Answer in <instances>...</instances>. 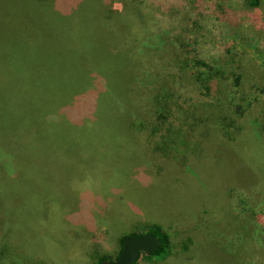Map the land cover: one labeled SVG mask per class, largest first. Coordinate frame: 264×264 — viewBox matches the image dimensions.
Here are the masks:
<instances>
[{
    "label": "rangeland",
    "instance_id": "obj_1",
    "mask_svg": "<svg viewBox=\"0 0 264 264\" xmlns=\"http://www.w3.org/2000/svg\"><path fill=\"white\" fill-rule=\"evenodd\" d=\"M124 3L135 9L129 13ZM142 11L149 23L144 31L127 27ZM224 13L233 15L235 30L220 32L213 24ZM111 18L116 23L109 27ZM95 23L114 29L112 43L110 31L95 36ZM166 25L203 49V63L171 58L158 61L156 69L136 71L129 57L148 50L147 31ZM119 59L129 64L126 74L119 73ZM215 61L264 67V0L255 7L247 0H0V132L9 133L0 140V264L116 258L123 236L152 225L146 215L167 218L177 230L169 235L166 253H142L136 264H243L262 258L264 236L246 232L227 194L233 181L264 193L262 163L254 147L244 146L251 137L242 146L226 136L209 140L219 126L225 135L244 130L240 106L247 104L231 98L230 79L216 75L217 92L207 94L208 101L194 91L203 85L198 73ZM121 90L128 93L107 96ZM254 101L264 107L263 94ZM96 110L101 129L87 124L96 123ZM46 122L51 127L42 131ZM14 126L19 127L12 135ZM92 130L98 137L81 133ZM168 161L182 162L188 173L172 172ZM247 161L254 165L248 168ZM45 165L55 172L40 173ZM182 223L191 228L180 230Z\"/></svg>",
    "mask_w": 264,
    "mask_h": 264
},
{
    "label": "trees",
    "instance_id": "obj_2",
    "mask_svg": "<svg viewBox=\"0 0 264 264\" xmlns=\"http://www.w3.org/2000/svg\"><path fill=\"white\" fill-rule=\"evenodd\" d=\"M260 0H247L248 5L255 7L259 4ZM139 4H143L142 2H139ZM124 9L127 10L129 13L130 11H133L135 8H129V5L127 3L123 4ZM144 8V9H143ZM143 10L146 9V6L143 5ZM146 11H142V14L139 16V13L137 16L134 17L133 20H130L126 23L127 27L132 28V30L134 29H139L138 31H140L141 29L144 31L145 26L149 25V23H147V19L146 16L144 15ZM224 15V16H222ZM225 15H227L226 13L221 14L220 16H217L214 18V22L213 24H217L219 27H221L220 32H224L227 30L233 31L235 30V27L237 26L238 23H234L233 21V15H230V17L225 18ZM116 16V15H115ZM138 17V18H137ZM205 19V18H203ZM217 19H220V21H218ZM114 22L116 23L114 18L110 19V22L108 23L109 27H111L112 25H114ZM140 24L142 26H140ZM214 25V26H215ZM92 29L96 30L97 32H95V36L100 38V33H107L110 31L111 36H110V41L109 44L112 43V41H114L113 34H114V29L113 30H108V28H106L105 25H101L98 23L93 24ZM237 31V30H236ZM149 34H145L144 35V39L149 40V47L148 50H146L143 53L142 51H133V55L129 57V59L131 60L132 63H134L132 65V67L135 68V70L138 72H147L146 70H153L156 69L157 67V62L158 61H171L172 59H176V61L179 60H194L195 62H199L200 64L203 63V59L204 55L201 54V52L203 51V49L201 51H198L196 48H194V44L189 41L188 36L186 34H184L183 32H178L176 31L172 26H165L163 27L161 30L158 29V31L153 32V34H151V30L147 31ZM118 38V37H117ZM137 42V41H136ZM135 43V42H134ZM118 55H120L121 57H124V59H126L129 62V59L127 57V53L125 51H117L116 52ZM104 56H100V60L102 58H104ZM104 63V62H103ZM118 64V65H117ZM119 73L121 72H125L127 71V68L129 67L127 65V63H125L124 61H122L121 59L117 60L116 63ZM101 66L104 67V65L101 63ZM105 68V67H104ZM220 76L223 79H227V80H231V86L232 88L229 91V94L231 95V98H235L238 99L240 101L246 102L247 106L243 107L240 106L241 111L244 113V123H246V127H243L244 130L242 129H238L232 133H228L224 132V129L222 127H217L214 128L213 131L209 134V140L213 139V136H216L214 139L220 138L221 140L224 141V137L226 136L227 141H230L232 143H234V146H242V140H244L246 137H251L250 140L248 142V144L244 145V146H250V147H254L256 149V153L258 155L259 161L258 164L261 162L262 163V167H261V171L262 174L260 175L263 179V184H264V161H262L261 159L264 158V107L262 109H260L258 103H256L254 100L255 98L257 99L258 96L260 94L264 95V67L262 66H258L256 68L254 67H250L248 65V67H246L245 65L242 66H237V67H233L232 65L228 64V62H223V63H217L215 61V63L213 65H208L205 64L204 65V70L200 71L197 75L199 80H203V85L200 89H195L194 91H196L197 95H199L200 99L204 100V101H208L209 97L207 96V94H213L214 91L217 92V88L215 87V83L216 80H213V76ZM211 79V85L210 83H208V81H206L207 79ZM128 84V82H127ZM125 85V83H124ZM103 87L106 89L108 87V85H106V81H104L103 83ZM110 90H114L111 88H108ZM112 92V91H111ZM115 92V91H113ZM116 93V92H115ZM126 93H128V90H121L120 92H117L116 95H111V93H107L108 97H113L114 98H120L121 96L125 95ZM210 95V96H211ZM192 97V96H191ZM102 98V97H101ZM127 101L129 100V98L126 96ZM126 98H124L126 100ZM211 98V97H210ZM119 101L125 103L123 101V99H118ZM103 101V98H102ZM17 102V101H16ZM18 103V102H17ZM118 103V102H115ZM114 103V104H115ZM19 104V103H18ZM120 105V104H119ZM121 109H123L122 111H126L124 105H120ZM25 107V106H24ZM114 109V105L112 106ZM259 107V108H258ZM26 108V107H25ZM11 109H16V111L18 112L17 108H11ZM112 110V108L110 109ZM120 110V109H119ZM221 112L224 113L225 112V104L222 105L221 107ZM115 111H118V109H116ZM15 112V111H13ZM96 115L98 117V111L96 110ZM211 115V114H210ZM46 116V115H44ZM63 119L65 122H69V124L72 126H75V124L71 123L68 119L69 117L66 115H63ZM68 117V118H67ZM47 121V120H46ZM59 121L63 122L61 119H59ZM47 125L44 126L42 129H39V133H41L42 131H47L49 130V128L51 127V124H49L48 122H46ZM88 125H90L92 127V129H101L102 127H104V124L98 119H96V123L91 122L88 119ZM251 125H253L256 128H251L252 132L250 134H245V132H248L250 129H247V127H251ZM19 127V126H17ZM17 127L14 126L13 130L11 131V134L15 131H17ZM259 127H261V129H259ZM52 128H54V130L56 129L57 131L59 130V128H55L52 126ZM85 130H88V127H84ZM67 127L64 128L65 131ZM71 129V128H69ZM254 129V130H253ZM52 130H50V132H52ZM62 132V131H61ZM61 132H54L56 134H63ZM8 133L6 131L4 132H0V140L2 141L4 139V134ZM84 138H93V135H95V137H98V133L97 130L93 131L91 133H84ZM9 134V133H8ZM15 135V134H12ZM65 135V134H63ZM20 136V135H17ZM66 136V135H65ZM228 136V137H227ZM201 141V140H200ZM253 141V142H251ZM258 141V142H256ZM203 143V142H202ZM198 144V142H197ZM87 148H89L88 146H85V148H83L82 150L84 152H89L87 150ZM231 148V146H230ZM0 151H2L0 149ZM96 156V155H94ZM1 160V159H0ZM2 163L4 162L3 160H1ZM1 163V165H2ZM168 164H171L172 168L171 170H174L172 172L175 173H180V174H186L188 173V170H185L184 164L181 163H174V162H169ZM257 164V165H258ZM1 165H0V176L5 175L4 174V165H2V170H1ZM254 165V163L251 164V162L249 163V161H247V166L248 168H251V166ZM46 167H48V169H43L40 171V173H52L55 172L52 171V168L48 165H45ZM257 168V166H255V169ZM260 171V172H261ZM3 172V173H2ZM252 172V169L249 171ZM248 172V173H249ZM257 172V171H256ZM9 179V178H8ZM14 182H16L14 180ZM264 186V185H263ZM229 198L232 201V206H233V211L230 208L231 212L234 213V215H236L238 218L241 219V221L243 222V226H246V232L248 233V230L253 231L255 233L258 234V236H264V193H262L261 191L258 193H255V191H253L251 188L249 187H245L242 183H237L236 181H233L231 183L230 186H228V193ZM229 200V202H230ZM141 216V213H140ZM186 216H182V219L186 222L187 220L185 219ZM193 217V216H192ZM143 218L149 219L152 222V225H148L147 229L145 230L146 232H151L156 234L159 238H160V246L159 249L153 253H150L154 256H162L164 253L167 252L168 247H169V238H170V234L171 233H175L176 232V228H174V222L173 223H168L166 222V219H162L161 217H157L154 215L151 216H145ZM162 219V220H161ZM163 222H166L164 224H162ZM181 225V229L182 231H187L188 229H190L191 227H186V225H188L187 223H182L179 224ZM159 228L161 229H165L163 232H161L159 230ZM173 229H176L175 231H172ZM245 229V227H244ZM172 231V232H171ZM144 233V232H141ZM141 233H134V234H127L126 236H123L120 239V251H122V246H123V240L130 236V235H135V234H141ZM256 234V235H257ZM261 248L260 254H263L262 258H258L256 259L254 257L253 258H248L246 259L244 262H242L243 264H264V240H261L259 247ZM255 252V251H254ZM252 254H254L252 252ZM103 259H111L109 257H102L100 261H102ZM251 260V262H250ZM99 261V262H100ZM137 261L134 263L136 264Z\"/></svg>",
    "mask_w": 264,
    "mask_h": 264
},
{
    "label": "water",
    "instance_id": "obj_3",
    "mask_svg": "<svg viewBox=\"0 0 264 264\" xmlns=\"http://www.w3.org/2000/svg\"><path fill=\"white\" fill-rule=\"evenodd\" d=\"M160 238L151 232L130 235L123 240L122 251L113 259H103L96 264H134L142 253L159 249Z\"/></svg>",
    "mask_w": 264,
    "mask_h": 264
},
{
    "label": "flooded vegetation",
    "instance_id": "obj_4",
    "mask_svg": "<svg viewBox=\"0 0 264 264\" xmlns=\"http://www.w3.org/2000/svg\"><path fill=\"white\" fill-rule=\"evenodd\" d=\"M148 254H150V253H148ZM139 259V258H138Z\"/></svg>",
    "mask_w": 264,
    "mask_h": 264
}]
</instances>
